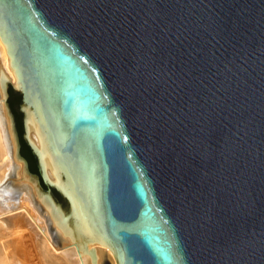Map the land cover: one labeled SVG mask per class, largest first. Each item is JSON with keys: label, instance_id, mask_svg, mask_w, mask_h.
<instances>
[{"label": "water", "instance_id": "obj_1", "mask_svg": "<svg viewBox=\"0 0 264 264\" xmlns=\"http://www.w3.org/2000/svg\"><path fill=\"white\" fill-rule=\"evenodd\" d=\"M0 39L18 171L80 254L264 264V0H0Z\"/></svg>", "mask_w": 264, "mask_h": 264}, {"label": "bare ground", "instance_id": "obj_2", "mask_svg": "<svg viewBox=\"0 0 264 264\" xmlns=\"http://www.w3.org/2000/svg\"><path fill=\"white\" fill-rule=\"evenodd\" d=\"M0 65L15 82L1 39ZM30 135L40 148L36 134L30 131ZM13 150L0 89V242L6 239L0 245V264H92L90 255L80 254L77 242L54 224L48 209L36 197L32 183L20 175L21 163L14 159ZM45 171L54 179L48 167ZM90 246L95 247L96 264H117L105 244L93 242Z\"/></svg>", "mask_w": 264, "mask_h": 264}, {"label": "rangeland", "instance_id": "obj_3", "mask_svg": "<svg viewBox=\"0 0 264 264\" xmlns=\"http://www.w3.org/2000/svg\"><path fill=\"white\" fill-rule=\"evenodd\" d=\"M4 241V240H3ZM3 241H1L2 243H4L5 241H6V239H5V241L3 242ZM1 242H0V245H1ZM25 244V243H24ZM8 253V252H7Z\"/></svg>", "mask_w": 264, "mask_h": 264}]
</instances>
